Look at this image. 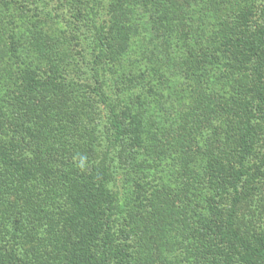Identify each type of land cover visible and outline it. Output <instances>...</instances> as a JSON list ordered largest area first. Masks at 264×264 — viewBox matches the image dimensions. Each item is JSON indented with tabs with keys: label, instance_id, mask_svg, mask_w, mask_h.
Masks as SVG:
<instances>
[{
	"label": "trees",
	"instance_id": "trees-1",
	"mask_svg": "<svg viewBox=\"0 0 264 264\" xmlns=\"http://www.w3.org/2000/svg\"><path fill=\"white\" fill-rule=\"evenodd\" d=\"M7 1H15V8H9L0 26L13 23L32 3L37 5L34 12H48L41 0ZM143 1L151 12L149 32L175 41L179 49V76L186 82L181 89L191 95L187 121L196 120L202 139L211 137L210 114L227 121L223 132L212 134L215 145L200 142L192 158L197 141L185 122L169 118L165 126L155 116L146 118L139 101L151 83L148 79L141 86L122 85L116 105L106 97L97 99L106 110V119L99 121L96 101L71 97L67 91L77 88H65L70 84L57 70L45 75L32 67L30 39L26 36L28 42L18 47L22 29L5 35L2 26L0 168L17 180L14 188L40 224L35 223L36 229L51 236L48 264H135L137 253L139 264H264L262 235H243L232 221L242 199L245 163L260 142L258 129L264 123V0H188L203 5L210 20L196 40L190 35L193 26L176 16L175 0ZM67 2L84 25L85 32H78L82 57L98 85L103 78L100 65L135 43L138 4ZM37 17L32 15L35 21ZM21 24L24 32L36 29L34 23ZM205 101L210 103L201 107ZM152 119L162 126L152 129ZM100 141L105 142L102 157L97 156ZM115 148L125 154L122 168L129 173L122 194L108 187L112 175L106 157ZM166 170L174 182L167 181ZM57 178L62 183L54 186ZM198 187H206L208 194ZM47 214L50 224H42ZM9 228L0 216V264H28L31 252L18 248L16 230ZM18 250L24 256L16 258Z\"/></svg>",
	"mask_w": 264,
	"mask_h": 264
},
{
	"label": "rangeland",
	"instance_id": "rangeland-1",
	"mask_svg": "<svg viewBox=\"0 0 264 264\" xmlns=\"http://www.w3.org/2000/svg\"><path fill=\"white\" fill-rule=\"evenodd\" d=\"M41 1L48 8V12L47 10L34 12L33 9H36L37 5L31 2L32 5H29V8L24 7L17 14L13 23H6L4 26H0V30L3 26V32L5 29L7 30L6 34L4 33L5 35L9 34L12 30L17 32L16 28L22 29L17 38L18 47L27 41L26 36L30 39L33 46L31 53L32 67H35L41 73L45 72V75H48L49 71L53 72L57 70L58 74L62 75L63 80L70 84L65 85V88H77L73 92L67 91L71 97L78 100H80V97L90 98L93 103L97 99L99 101V98L102 97L108 98L112 103L117 102L116 100L120 96V91L124 87L122 85L131 83L132 85L141 86L148 79L151 83L144 91V98H141V101H139V103H142L139 111L147 114L148 117L146 118H149L150 115L152 117L155 116L163 121L165 126L170 125L169 118L176 122H185L188 130L192 131L190 134L196 138L198 143H195L197 149L191 155L192 158L197 157L200 142L215 145V137L212 134L216 136L223 132L226 129L227 124L225 122L227 121H225L224 117H217L216 113L210 114L212 120L208 123V126H210L212 131L210 133L211 137L208 139H202L203 134L200 132L201 128L196 125V120L191 118L187 121L185 112L186 108H188V101L191 95L187 93V90L184 91V88L181 89L186 82L179 76L180 69L178 63L181 58L179 49L175 45V41L156 38L149 32L151 12L142 5L143 0H130V2L138 4L134 8L135 12L133 16V21L138 26L134 35L135 43L130 45L127 53H117V58L113 56V59L100 65L103 71V78L98 85L94 84L95 79L92 75V68L82 57V53L84 52L82 46H80L78 32L81 30V34L85 32L84 25L78 23L76 14L71 10L67 0ZM12 4H15V1L11 3L7 0H0V22H3L4 18L9 14V8L13 7L12 10L15 8ZM174 4L179 8L178 11L181 14L176 15L178 19L180 21L184 19L185 23L187 22L193 26L191 28V25L186 24L184 27L192 29L190 35L192 36V33H194L195 37L193 38L196 40L200 30L205 29L210 23L209 17L204 15V6L193 4L188 2V0H175ZM34 14L38 16L37 21H35L36 17L32 18ZM22 21L34 23L35 26L32 27L36 29L31 31L26 29V32H24L25 25L21 24ZM168 73L170 76H168ZM166 76H168L169 86L166 85L165 88L162 83H164L163 81ZM176 84L178 85L176 86ZM94 85H96V93H99L100 97L95 95L93 90ZM158 90L160 91L158 92ZM140 97L142 96L140 95ZM209 103L205 101L201 107L207 106ZM136 104L138 103L136 102ZM97 105L94 108V114L99 121H104L106 119V110L99 103ZM206 113L208 115V112ZM161 121L152 119V122L156 124V127L152 126V129L162 126ZM176 127L168 128L170 133ZM258 131L260 132V142L254 147L245 163L247 174L240 183L241 190L239 192L242 199H239L233 210L232 221L237 232L243 235H262L264 238V123L261 124ZM158 140L160 141V139H157L156 142ZM156 142H153V144H156ZM97 146L99 148L97 156L102 157L103 152H105V142L100 141ZM154 148L155 146L153 145ZM153 149L150 148L149 151H154ZM122 156H125V154L121 152V149L115 148L111 149L109 156L106 157L111 167L110 174L112 175L108 187L110 190H114L120 194L124 190L122 185H126V178L129 177L127 168H122V166L124 167V163L121 161ZM95 159L97 160L98 158ZM163 160L166 159L164 158ZM172 163L173 161L171 165ZM143 167L148 169L149 165H143ZM257 168L258 170L256 171ZM169 175V171L166 170L165 176L168 177L167 181L169 183L174 182L173 178L170 177L171 175ZM113 176H115L114 180ZM61 183L59 178L54 180V186H59ZM16 185L17 180L15 177L0 168V216L3 217L4 221H8L10 231L16 230L15 235L18 248L25 252H31L29 261L27 260L28 264H48L49 256L53 253V245L50 241L51 236L47 232L43 233L40 229H36L39 223L32 216V210L29 208V205L18 194L20 192L14 188ZM198 190L203 194H208L206 187H198ZM230 198L234 200L232 194ZM230 198L226 197L225 200L229 202ZM195 200H199V198ZM176 203L177 201L174 200L172 205H170L175 207L177 206ZM193 204L199 207V204ZM222 204L225 205V201ZM46 216L42 220V224H50L51 215L47 214ZM38 232H41L40 237ZM15 256L19 258V256H24V253L18 250ZM138 258L139 253L136 254L135 264H139L137 262Z\"/></svg>",
	"mask_w": 264,
	"mask_h": 264
}]
</instances>
